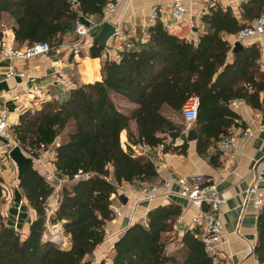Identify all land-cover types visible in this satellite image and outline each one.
Listing matches in <instances>:
<instances>
[{
  "label": "trees",
  "instance_id": "1",
  "mask_svg": "<svg viewBox=\"0 0 264 264\" xmlns=\"http://www.w3.org/2000/svg\"><path fill=\"white\" fill-rule=\"evenodd\" d=\"M112 1L0 0V23H12L15 47L44 43L54 51L68 37L77 38L75 26L82 18L101 23ZM241 8L242 21L231 8L209 7L201 19L205 31L196 41L172 34L158 20L148 29L146 41L132 40L119 61L105 60L101 81L77 85L63 100L44 101L40 109L22 112L12 131L19 147L33 158L39 159V152L54 146L66 132L53 164L58 178L71 184L64 186L57 210L48 217L55 187L34 166L27 167L19 187L35 219L22 238L0 213V264H92L87 258L105 241L119 188L152 183L159 176L151 159L133 157L123 149L122 133H128L130 144L151 149L171 139L176 146L166 147L164 153L186 155L187 129L165 112L182 115L192 98L199 99L194 127L197 151L201 156L213 151L211 162L218 166L216 143L242 125L231 104L242 101L264 110L261 47L254 44L236 50L227 39L264 14V0H249ZM4 33L0 27V44ZM103 51L96 44L90 55L101 57ZM113 96L136 108L124 113ZM133 122L137 134L132 133ZM3 194L0 178V203ZM182 213L177 203L151 210L146 224L133 225L115 243L111 264H214L199 228L186 232L181 240L175 235ZM48 223L62 225L69 249L44 241ZM257 235L255 254L264 264V209Z\"/></svg>",
  "mask_w": 264,
  "mask_h": 264
},
{
  "label": "crops",
  "instance_id": "2",
  "mask_svg": "<svg viewBox=\"0 0 264 264\" xmlns=\"http://www.w3.org/2000/svg\"><path fill=\"white\" fill-rule=\"evenodd\" d=\"M167 1L125 0L115 14L113 21L114 25L120 27L121 35L119 38L111 37L108 40L101 57L93 58L90 55L94 45L99 44L101 46L100 43L95 41L103 25H100L96 18H82V21L91 27V36L84 47L82 59H75L67 49L69 43L74 40V36L68 37L58 49L50 54L28 61L11 62L3 60L4 53L0 47V112L8 111L11 124L8 137H0V178L5 181L4 190L7 192L13 191V201L10 200L11 206L17 209L19 208L18 203H20L23 204L22 207L28 208L27 233H29V223L35 219V213L29 207L21 192L17 175L14 177L18 169L9 157V153L19 145L16 142L12 128L19 124L23 111L40 109L44 101L63 100L66 98L67 92L77 85L101 81L102 68L105 60L110 59L109 55H112V61H119L120 53L129 49L128 46H131L130 42L132 40L146 41L148 38L147 32L150 28H148L147 23L152 15L153 7L165 4ZM248 1L184 0L190 13L186 24L181 27L173 26L167 11L160 14L159 20L166 27L168 25L167 28L172 34L196 41L199 35L205 31V25L201 19L209 7L218 5L224 9L231 8L236 17L242 21L241 6ZM8 24L10 25L6 26L4 21V23H0V27L4 28L8 42L15 46V35L11 29L12 23ZM227 39L234 49V45L237 43L236 36H229ZM242 44L244 46L258 44L261 47V63L264 70V38L260 42L250 39ZM232 58L233 54L230 53V61ZM11 67H14L17 73L23 74L24 77H10ZM35 86H39L42 90V101L30 92ZM114 101L116 103V100ZM121 102L125 104L126 110L131 109L132 112L135 109L134 105H129L124 101ZM235 111L241 117L242 125L239 124L240 126L234 128L232 133L237 135L240 147L229 153H220L218 160H215L218 166L211 162V157L215 155L213 151L210 150L207 156H201L198 153L196 141L188 142L189 147L186 155L176 152L159 155L157 151L151 150L149 147L144 146L143 148L142 146L130 144L127 138L122 141L123 149L133 157H139L140 151L138 149L146 150L155 163L159 176L152 183L123 185L127 189V193L124 194L128 198V204L122 205L123 214L125 215L114 224L109 225L114 230L113 234H118L120 238L133 225L146 224L147 215L151 210L159 206H167L161 198L153 201L140 200L142 191L148 186L159 184L172 174L182 177L203 175L208 181L218 184L219 192L226 199L223 206L224 241L220 247L219 255L214 259V264H260L255 254V246L258 236V218L263 209L260 211L253 207L247 196V190L251 187L255 176V164L264 159V132L257 131L259 123L264 124V110H255L247 104H241ZM246 129H252V134H246L244 132ZM58 146L56 144L49 154L45 151L42 155L39 153V158L44 155L50 156L51 165L54 167L55 150ZM22 151L24 154L26 153L23 149ZM11 180L14 183L10 185ZM261 188L264 189V184L261 185ZM171 203H177L183 209V213L178 219L180 222L177 223L174 232L181 240L186 232L195 230L193 229V219L196 217L198 210L183 199L178 198ZM116 231L119 233H116Z\"/></svg>",
  "mask_w": 264,
  "mask_h": 264
},
{
  "label": "built area",
  "instance_id": "3",
  "mask_svg": "<svg viewBox=\"0 0 264 264\" xmlns=\"http://www.w3.org/2000/svg\"><path fill=\"white\" fill-rule=\"evenodd\" d=\"M125 0H113L106 7L104 11V19L100 23H110L115 27V38L121 35L120 27L114 25V16L123 5ZM152 15L148 20L147 26L152 27L157 24L160 14L167 11L171 18L173 26L181 27L186 24L189 18V9L184 0H168L167 3L156 5L153 7ZM168 27V25H167ZM91 28L82 20H79L75 26V33L78 37L76 43H72L71 50L75 59L82 58L83 52L80 49L79 43H82L90 34ZM264 38V14L259 18L253 20L242 31L236 35V41L245 43L250 39L260 42ZM7 34L4 33V38L0 47L4 53L3 60L14 61H28L51 53L52 48L48 44L40 43L23 48H17L11 45L7 40ZM131 47L130 45L128 46ZM112 55H109V60H112ZM20 76L23 74L17 73L14 67L10 68V77ZM31 94L35 95L40 101L43 100L42 90L39 86L33 87ZM41 94V95H40ZM264 106V95L261 100ZM242 101H235L231 108L235 111ZM199 99L192 98L188 101L183 109V117L185 123L188 125L187 131L195 125L198 119ZM239 123V121H237ZM10 119L8 111L0 112V137H8L10 131ZM258 132H264V124L261 122L257 127ZM246 134H252V129H246ZM172 145L169 139L166 144L161 145L152 150L157 151L159 155L164 153L166 147ZM240 147L237 135L231 133L227 136H222L216 143L218 152L225 154L237 150ZM254 179L251 187L247 190V196L252 202L254 208L258 210L264 209V189L261 185L264 184V159L258 161L254 166ZM122 190V188H120ZM141 201H153L161 198L164 204H169L175 199H183L190 203L198 210V217L193 220V229L199 228L201 231L200 239L202 240L206 252L212 258L219 255L220 247L224 241V225H223V206L226 203L225 197L219 192L218 184L206 179L203 175L193 177H182L179 175H170L161 183L153 185L141 193ZM207 209V210H206ZM113 214L117 217L122 216V211L119 207L112 206ZM180 222V220L178 221ZM177 222V223H178ZM192 229V230H193Z\"/></svg>",
  "mask_w": 264,
  "mask_h": 264
},
{
  "label": "rangeland",
  "instance_id": "4",
  "mask_svg": "<svg viewBox=\"0 0 264 264\" xmlns=\"http://www.w3.org/2000/svg\"><path fill=\"white\" fill-rule=\"evenodd\" d=\"M4 21H5L6 26L10 25V24H8V23H10L8 20L7 21L4 20ZM4 21H2V23H4ZM90 36H91V34H89L82 43H79L80 49L83 52V55H84V47L86 45L88 38H90ZM73 42L74 43L79 42L78 37L74 41H71L68 45L67 49L69 50V52L71 54H72V50H71L70 45ZM82 58H80V59H82ZM58 100H62V99H58ZM113 100H116V105L118 106V108H120L121 111H123L124 113L126 112L128 114H129V112H131V109L126 110L125 104H123L121 102V101H124L125 103L131 105L125 99L113 96ZM119 100H121V101H119ZM135 108H136V106H135ZM165 115L171 119H174L175 121L182 122L184 124V126L186 127V129L188 128V125L184 121L183 114L182 115H174L173 113L167 111V112H165ZM194 127H195V125H192L191 128H194ZM131 130H132V133L137 134V125L135 122L132 123V129ZM125 132L126 131H124L121 136H125V138H127V140H128V133L126 132L127 133L126 134ZM187 132L188 131L186 130V133ZM65 137H66V132L63 133V135L58 139L57 143H55L54 146L56 144L60 145L61 142H63V140L65 139ZM121 143H122V139H121ZM54 146L47 148V150L45 152H47V154L51 153V150L53 149ZM142 147L144 148V146H142ZM138 150L140 151L139 157H146V158L151 159L150 155L148 154V152H146V150H140V149H138ZM43 152L44 151L39 152L40 155H42ZM25 154L27 155V157L33 158L28 153H25ZM33 161H34V168L37 169L38 171H40L41 173H43L45 175V177L47 178V180L55 187V194L50 198L49 208L46 210L47 216L50 217L58 208V201H59V198H60V195L62 193L64 186L71 184V181H68L67 179L64 180V179L58 178L59 176L57 175L56 169H54V167H52V165H51L50 156L44 155V156H41L39 159L33 158ZM15 175H17V179H18V172H15L14 177H15ZM12 178H13V176L11 177V179ZM14 181L16 182V179ZM14 181L11 180L10 185L13 184ZM4 183H5V181H4ZM151 186H153V185H150L147 188H149ZM121 188H122V190L119 188L117 197L115 198L112 206L119 207L122 211V216L117 217L115 214H113L114 219L111 222H109L106 226V237H105L104 243L96 249V251L93 253V255H91L90 257L87 258L89 261L92 262V264H111V262H112V258H113V254H114L113 248H114L115 243L118 241L117 239L119 238V235L113 234L114 230L111 229L109 227V225L114 224V222H116L118 219L122 218L125 215V214H123V206H125V205L121 202L120 197L126 196V194H124V193H127V189L124 188V186ZM10 200L13 201V191L10 190L7 192L4 190L3 199L0 203V213H1L2 217L4 218L5 222L7 223V225L9 227L14 228L16 231H18L22 238H26V236L28 234L27 233V224H26V221L28 220V217H29L28 208L24 207V206L22 207L23 204L18 203L19 208L16 209V208L11 206ZM115 202H117L118 204H116ZM166 205H169V204H166ZM196 217H198V213H197ZM31 219H33V218H31ZM116 233H119V232L116 231ZM58 237H59V239H58ZM68 239L69 238L68 237L66 238L64 235V230H63L62 225H60V224L52 225V224L48 223L47 232L44 235V241H51L54 244L56 243V245H58L62 249H69L70 241ZM168 239H170V238H168Z\"/></svg>",
  "mask_w": 264,
  "mask_h": 264
},
{
  "label": "water",
  "instance_id": "5",
  "mask_svg": "<svg viewBox=\"0 0 264 264\" xmlns=\"http://www.w3.org/2000/svg\"><path fill=\"white\" fill-rule=\"evenodd\" d=\"M115 27L110 23L103 24L102 30L96 39V43H100L103 48H106L108 40L114 36ZM244 45L237 42L234 45V49H241ZM197 133L194 128H190L186 133V139L188 142L197 141ZM9 157L14 161L18 169V179L19 182L22 180V177L29 166H34V161L32 158L27 157L20 147H15L9 153ZM121 202L126 205L128 203V198L126 196L120 197ZM54 244V243H53ZM56 245V243H55Z\"/></svg>",
  "mask_w": 264,
  "mask_h": 264
},
{
  "label": "bare ground",
  "instance_id": "6",
  "mask_svg": "<svg viewBox=\"0 0 264 264\" xmlns=\"http://www.w3.org/2000/svg\"><path fill=\"white\" fill-rule=\"evenodd\" d=\"M58 239H59V237H58ZM58 239H57V240H58Z\"/></svg>",
  "mask_w": 264,
  "mask_h": 264
}]
</instances>
